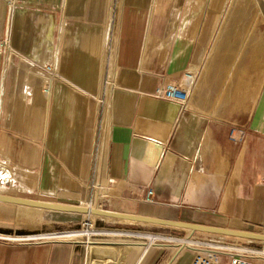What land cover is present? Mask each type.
Returning <instances> with one entry per match:
<instances>
[{
	"label": "crops",
	"instance_id": "crops-1",
	"mask_svg": "<svg viewBox=\"0 0 264 264\" xmlns=\"http://www.w3.org/2000/svg\"><path fill=\"white\" fill-rule=\"evenodd\" d=\"M227 1L122 0L107 96L112 0H0V40L10 31L12 45L10 52L0 48V194L85 205L93 178L112 179L108 209L264 230V33L252 27L244 41L227 43ZM251 2L235 0L240 13ZM62 27L59 75L49 78L42 66L52 61ZM194 64L204 66L188 108L153 95ZM222 66L236 70L224 80ZM82 215L0 201V233L65 229ZM74 242L0 239V264L195 258L194 249L170 243L138 253L131 242Z\"/></svg>",
	"mask_w": 264,
	"mask_h": 264
},
{
	"label": "rangeland",
	"instance_id": "rangeland-1",
	"mask_svg": "<svg viewBox=\"0 0 264 264\" xmlns=\"http://www.w3.org/2000/svg\"><path fill=\"white\" fill-rule=\"evenodd\" d=\"M257 3V4H256ZM122 6V0H112V15H111V26H110V33L108 43L105 50V67L108 62V59L110 58V71L113 75L115 73L114 67L116 62V54H115V37L113 35L114 30L112 31V25L114 22V14L119 15L118 11L120 10ZM252 8H249V12L240 13L242 11L241 6H236L235 0H228L225 4V18L224 22L222 23V26L225 28H232L229 31L232 32L231 35H228V39L226 38L227 43H234L237 41V37L240 39V41H244L245 38H247V34H243L246 32H250L252 27L259 26L260 32L264 33V0H252L251 2ZM237 9L239 12L236 13V15H239V17L236 18H230L228 15H231V10ZM253 12L254 15H258V19L253 18ZM235 27L237 29L235 30ZM236 32H239L241 35L235 36ZM6 38V36H5ZM243 38V40H242ZM11 40V36H10ZM1 42V40H0ZM12 48V45H11ZM3 50V49H2ZM4 51V50H3ZM6 52H10L8 49ZM115 65V66H114ZM203 66L201 68V73L199 80L202 76L203 72ZM220 72L223 74L224 80L232 75V73L235 72L236 68L234 66H222L219 68ZM243 74H246V69L243 72ZM223 80V83L221 85L225 84V81ZM111 90V85H108L107 87V96ZM84 214L82 215V218L79 222V224L65 228V229H53V230H36V231H27V232H15L16 234H27V233H37V232H48V231H60V230H85V231H73V232H83L89 233L92 229H107L109 231L113 232H133L139 234L138 236H132V235H123V236H112V235H103V234H85L83 236L74 238L73 240L77 243H88L90 241H107V240H118L122 242H131L135 244L134 250H138V253H142L144 250V246H146L148 243H150L149 239L142 236L143 234H152V235H158L163 236L166 238L165 240H160L158 242L164 244V243H170L178 245L182 248H192L195 251V254L197 253V250L199 249H210L211 247H216L217 245H229L231 243H237V242H248L246 239L242 238H236L231 236H221V235H214V234H207V233H199V232H192L190 230H183V229H175L170 227H163L158 225H152V224H140V223H129L125 221H115V219L111 218H103L99 216H94ZM89 230V231H88ZM243 230H249V231H255L264 233V230L258 229H243ZM85 232V233H84ZM8 234V233H7ZM141 234V235H140ZM69 237H75L69 236ZM74 242V243H75ZM189 245H192L189 247ZM155 246V245H154ZM153 247V246H152Z\"/></svg>",
	"mask_w": 264,
	"mask_h": 264
},
{
	"label": "built area",
	"instance_id": "built-area-1",
	"mask_svg": "<svg viewBox=\"0 0 264 264\" xmlns=\"http://www.w3.org/2000/svg\"><path fill=\"white\" fill-rule=\"evenodd\" d=\"M11 5H15L14 0H10ZM12 22V19H11ZM64 28L62 27L58 31L56 42L54 44V53L53 59L50 63L44 64L42 66L43 71L49 78L59 75V60L60 55L63 49V40H64ZM10 31L6 35V38H3L0 42V48L4 51L8 49L11 50V40H10ZM116 65V64H115ZM114 65V66H115ZM115 73L112 75L110 71V58L105 67L104 76H103V93L106 94L108 85L111 87L114 85V76L116 74V66L114 67ZM201 73V67L198 64L190 66L179 79L167 83L165 85L159 86L153 95L162 100L174 102L180 106L182 110H185L189 107L193 93L195 92L199 77ZM239 134L236 140H241L243 137V130L239 129ZM112 179L109 180V183H112ZM102 184L93 178L89 182L90 197L86 202L88 206H97L100 209H108V194L110 189V184ZM153 193V190L150 189L148 195L146 196L147 200H152L150 194ZM71 231H80L79 229L74 230H60V231H48V232H37V233H27V234H3L0 233V239L9 242L16 243H34L41 241H57L64 240L66 236L63 233ZM223 236V235H221ZM22 237V238H17ZM237 238V237H236ZM163 236H158L152 243L149 245L148 250L152 246H159L162 243L158 242L160 240H165ZM247 240V239H246ZM248 242H237L231 243L229 245H217L216 247H211L210 249H199L195 254L194 261L192 264H264V242L249 241ZM192 245H189L191 247ZM147 250V251H148ZM144 251V250H143Z\"/></svg>",
	"mask_w": 264,
	"mask_h": 264
},
{
	"label": "water",
	"instance_id": "water-1",
	"mask_svg": "<svg viewBox=\"0 0 264 264\" xmlns=\"http://www.w3.org/2000/svg\"><path fill=\"white\" fill-rule=\"evenodd\" d=\"M0 201L12 202L19 205L32 206V207L54 210V211L76 212L82 214L95 213V214L112 216L121 219L136 221V222H142L145 224H152V225L170 227L175 229L190 230L192 232L231 236V237H237L251 241L264 242V233L243 230V229L204 225V224L181 221V220H173V219L159 218V217H153L147 215L119 212L111 209H99V208L89 209L82 205L59 204V203H53V202H47V201H41L35 199L9 196L5 194H0Z\"/></svg>",
	"mask_w": 264,
	"mask_h": 264
},
{
	"label": "bare ground",
	"instance_id": "bare-ground-1",
	"mask_svg": "<svg viewBox=\"0 0 264 264\" xmlns=\"http://www.w3.org/2000/svg\"><path fill=\"white\" fill-rule=\"evenodd\" d=\"M109 39L111 40V38H109ZM0 168H1L0 169V181L1 182H4L5 181L4 179L6 178V176L4 174L5 167L2 166V165H0ZM1 175H2V177H1ZM82 206L87 207L89 209H96V208H98L97 206H88L87 204L82 205ZM85 214L90 215L89 217H91V215H94V216H99V217H103V218H111V219H117V220H123V221H130V222H133V223L145 224V223H142V222H136V221L126 220V219H121V218L112 217V216H106V215H101V214H95V213H85ZM80 231H85V230H80ZM85 234H88V235H91V234H103V235H112V236H119V235L120 236H123V235H127V236H129V235L138 236L139 235V234L133 233V232H113V231H109L107 229H92L91 232L85 233ZM85 234H83V232H73V231L67 232V233H63V235L66 236L65 238H67V239H74V238L83 236ZM71 235L72 236L75 235V237H69ZM142 236L148 238L149 241H150V243H152L155 239L158 238V235H152V234H143ZM17 238H22V237H17ZM150 243H148V244H150ZM148 248H149V245L147 247H145V249H148Z\"/></svg>",
	"mask_w": 264,
	"mask_h": 264
}]
</instances>
